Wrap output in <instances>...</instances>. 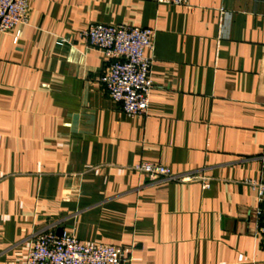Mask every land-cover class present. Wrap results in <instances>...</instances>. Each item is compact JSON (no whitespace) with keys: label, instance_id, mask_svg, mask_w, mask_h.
I'll return each instance as SVG.
<instances>
[{"label":"crops","instance_id":"crops-1","mask_svg":"<svg viewBox=\"0 0 264 264\" xmlns=\"http://www.w3.org/2000/svg\"><path fill=\"white\" fill-rule=\"evenodd\" d=\"M28 15L0 33V264H26L46 230L124 264H264V0H29ZM101 23L156 31L145 117L111 101V60L79 39ZM142 162L210 186L152 182Z\"/></svg>","mask_w":264,"mask_h":264},{"label":"built area","instance_id":"built-area-1","mask_svg":"<svg viewBox=\"0 0 264 264\" xmlns=\"http://www.w3.org/2000/svg\"><path fill=\"white\" fill-rule=\"evenodd\" d=\"M158 4L186 6L189 0H154ZM29 0H0V33H11L29 24ZM223 18L230 15L221 10ZM156 31L118 24H93L80 32L79 39L89 49L103 52L110 60L109 73L102 79L111 101L129 118L145 117L155 87L151 77L153 59L146 55L154 48ZM20 37V32H17ZM71 38H59L57 45H72ZM133 170L156 182L161 179L192 183L209 188V180L196 175L174 174L164 166L142 162ZM264 201V183L250 182ZM259 234L264 237V208L258 210ZM123 249L113 245L87 243L74 235L54 230L35 234L26 264H124Z\"/></svg>","mask_w":264,"mask_h":264}]
</instances>
